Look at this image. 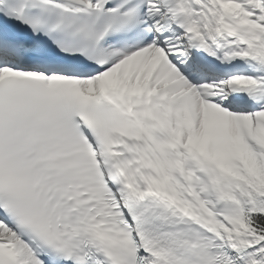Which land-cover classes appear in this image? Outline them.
I'll use <instances>...</instances> for the list:
<instances>
[{"label": "snow or ice", "instance_id": "snow-or-ice-1", "mask_svg": "<svg viewBox=\"0 0 264 264\" xmlns=\"http://www.w3.org/2000/svg\"><path fill=\"white\" fill-rule=\"evenodd\" d=\"M0 264H264V0H0Z\"/></svg>", "mask_w": 264, "mask_h": 264}]
</instances>
